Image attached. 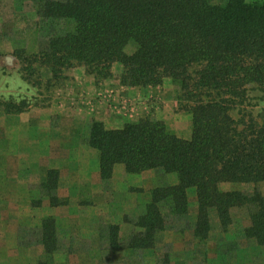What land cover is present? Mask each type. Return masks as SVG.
<instances>
[{"label": "trees", "instance_id": "16d2710c", "mask_svg": "<svg viewBox=\"0 0 264 264\" xmlns=\"http://www.w3.org/2000/svg\"><path fill=\"white\" fill-rule=\"evenodd\" d=\"M36 13L37 35L46 38L47 47L28 58L49 68L50 79L74 65L106 78L117 62L121 84L153 87L169 78L178 85V100L187 102L188 138L152 117L118 128L91 120L83 138L98 152L102 180L111 178L115 164L126 173L159 169L176 177L151 188L143 211L127 219L133 231L124 247L131 252L154 248L157 235L168 228L161 204L169 217L185 218L190 187L196 193L194 237L207 238L211 213L227 229L231 210L242 208L248 217L242 236L263 246L264 193L257 185L264 181V116L253 117L243 104L249 89L264 90V0H37ZM46 178V188L53 189L57 171L50 169ZM232 182L254 187H220ZM49 202L65 204L55 193ZM106 232L109 247L119 248V225H107ZM56 233L54 218L44 217L42 256L29 264H55Z\"/></svg>", "mask_w": 264, "mask_h": 264}, {"label": "rangeland", "instance_id": "374dc122", "mask_svg": "<svg viewBox=\"0 0 264 264\" xmlns=\"http://www.w3.org/2000/svg\"><path fill=\"white\" fill-rule=\"evenodd\" d=\"M36 1L0 0V264H29L42 256L40 232L48 215L55 220L58 237L55 264H264V245L241 234L248 224L242 208L231 210L227 229L211 213L207 238L193 236L194 188L188 189L189 211L183 219L169 217L166 204H161L168 228L157 235L154 248L131 252L124 247L133 231L127 219L143 211L150 186L174 183L176 177L159 169L132 176L120 170L113 179L100 181L98 152L83 138L91 120L118 128L144 117L162 120L188 138L187 102L178 100V85L169 78L153 87L121 84L122 66L117 62L106 78L74 65L50 79L49 68L28 58L47 47L46 38L37 35ZM243 106L262 119L264 90L249 89ZM232 113L238 117L236 110ZM50 169L57 171L53 189L44 184ZM257 186L264 193V181ZM220 187L251 190L254 185L232 182ZM54 193L65 202L61 207L50 205ZM94 201L103 205L93 206ZM111 223L120 227L119 248H110L105 239Z\"/></svg>", "mask_w": 264, "mask_h": 264}, {"label": "crops", "instance_id": "0c3cea01", "mask_svg": "<svg viewBox=\"0 0 264 264\" xmlns=\"http://www.w3.org/2000/svg\"><path fill=\"white\" fill-rule=\"evenodd\" d=\"M97 170H98V165H97ZM122 171L124 174H125V176H132V175H141V174H145L146 172H148V171H150V170H146V171H143V172H141V173H137V174H135V173H126L125 172V170H124V167L122 166V164H115L114 165V167H113V172H112V176H111V178L113 179L116 175H117V172L118 171ZM152 170V169H151ZM98 177H99V179H100V181H101V178H100V176H99V170H98ZM96 183H99V182H96ZM138 185L139 186H144L145 184H143L142 182L141 183H138ZM154 186H156V185H151L150 186V189L151 188H153ZM11 187V186H10ZM190 188H193V187H190ZM189 189V188H188ZM188 189H187V196H188ZM70 198H72V197H70ZM188 202H189V199H188ZM92 205L94 206V205H96L97 207H100V206H102L103 205V203H96V201H94L93 203H92ZM60 207L62 206V205H59ZM59 206H54V207H59ZM53 207V206H52ZM54 210V209H53ZM51 213H52V215H55L56 214V212L55 211H51ZM54 217H56V215L54 216Z\"/></svg>", "mask_w": 264, "mask_h": 264}]
</instances>
